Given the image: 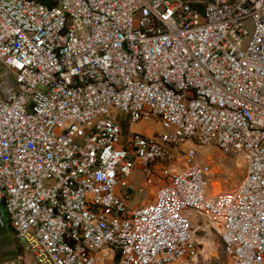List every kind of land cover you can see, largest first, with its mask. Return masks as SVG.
Wrapping results in <instances>:
<instances>
[{"label": "built area", "instance_id": "2783aa9c", "mask_svg": "<svg viewBox=\"0 0 264 264\" xmlns=\"http://www.w3.org/2000/svg\"><path fill=\"white\" fill-rule=\"evenodd\" d=\"M0 204L29 264H264V0H0Z\"/></svg>", "mask_w": 264, "mask_h": 264}, {"label": "rangeland", "instance_id": "374dc122", "mask_svg": "<svg viewBox=\"0 0 264 264\" xmlns=\"http://www.w3.org/2000/svg\"><path fill=\"white\" fill-rule=\"evenodd\" d=\"M125 128L127 127L124 124ZM134 130L153 135L158 130H162L161 124L156 120L150 123H136L130 126ZM191 142H186L179 145L176 151L179 153L181 160L184 159V154L190 146ZM202 156L212 163L217 172V181L214 183L215 190L230 189L234 187L242 177L243 166L239 164V155L233 151H226L219 148L215 144L205 145L200 148ZM135 180L139 184H143L144 176L139 169L136 170ZM156 187L147 188L139 187L134 197L129 201L130 206H137L145 198L148 200L152 197V193ZM217 241H219L217 239ZM22 245L16 240L15 233L11 227L7 211L3 204H0V264H29Z\"/></svg>", "mask_w": 264, "mask_h": 264}, {"label": "bare ground", "instance_id": "6f19581e", "mask_svg": "<svg viewBox=\"0 0 264 264\" xmlns=\"http://www.w3.org/2000/svg\"><path fill=\"white\" fill-rule=\"evenodd\" d=\"M239 164L241 165V166H243V170H244V163H243V161H242V159L240 158L239 160ZM215 189V188H214ZM216 191V190H215Z\"/></svg>", "mask_w": 264, "mask_h": 264}, {"label": "crops", "instance_id": "0c3cea01", "mask_svg": "<svg viewBox=\"0 0 264 264\" xmlns=\"http://www.w3.org/2000/svg\"><path fill=\"white\" fill-rule=\"evenodd\" d=\"M140 185H141V184H140ZM146 200H148V198H147V199L145 198L144 200H142L141 203H144Z\"/></svg>", "mask_w": 264, "mask_h": 264}]
</instances>
